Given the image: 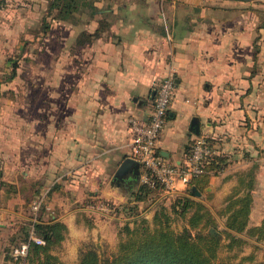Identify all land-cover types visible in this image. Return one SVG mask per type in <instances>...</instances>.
<instances>
[{
	"label": "crops",
	"instance_id": "crops-1",
	"mask_svg": "<svg viewBox=\"0 0 264 264\" xmlns=\"http://www.w3.org/2000/svg\"><path fill=\"white\" fill-rule=\"evenodd\" d=\"M49 1L0 0V264H10L5 249L24 243L28 224L30 232L40 221L67 225L55 250L64 264L63 254L78 238L101 229L98 218L90 216L89 226L82 217L92 211L85 196L126 199L112 180L131 156L130 118L149 120L168 75L175 92L158 151L184 164L195 138L211 137L226 157L225 169L211 176V199L198 198L223 220L212 204L252 171L250 225H259L264 20L258 22L256 6L231 0H96L101 9L94 16L70 23L50 21ZM180 194H186L183 185L162 197Z\"/></svg>",
	"mask_w": 264,
	"mask_h": 264
},
{
	"label": "trees",
	"instance_id": "trees-1",
	"mask_svg": "<svg viewBox=\"0 0 264 264\" xmlns=\"http://www.w3.org/2000/svg\"><path fill=\"white\" fill-rule=\"evenodd\" d=\"M97 2L50 0L48 17L50 21L78 23L83 15L94 16L101 9ZM17 67L16 62L14 71ZM225 158L221 154L211 157L205 164V172L191 178L186 186V194L175 196L170 205L164 199L158 203L152 221L141 216L136 205L125 206L132 218L119 230L117 250L108 257H102L95 244L83 245L77 264H230L229 259L238 257L245 246L256 248L251 240L264 241V219L259 225H250L255 182L252 171L239 176L238 186L224 198L223 206L216 210L217 216L224 219L223 230L219 229V220L212 209L192 192L195 188L206 195L207 200L211 199L212 192L206 189L211 176L225 169ZM162 195L161 185L152 188L142 184L134 192V200L145 202L161 198ZM82 217L89 226L93 224L90 215L82 213ZM178 219L184 222L181 231L173 227V222ZM30 228V224L25 226L21 238L29 245L27 254L16 257L14 251L7 247L6 260L10 264H64L55 250L66 238L67 225L62 221L35 223L34 231L45 241L44 244L30 239ZM211 229H215L219 235L211 233ZM223 248L234 251V254L228 258L220 257ZM246 261L264 264V260L254 262V252L242 255L239 264Z\"/></svg>",
	"mask_w": 264,
	"mask_h": 264
},
{
	"label": "built area",
	"instance_id": "built-area-1",
	"mask_svg": "<svg viewBox=\"0 0 264 264\" xmlns=\"http://www.w3.org/2000/svg\"><path fill=\"white\" fill-rule=\"evenodd\" d=\"M175 92V79L168 75L158 86L152 112L147 122H142L137 117L130 118L131 157L140 162L142 167L141 185L147 184L155 188L157 184L162 186L164 193L178 190L179 185L187 186L193 176L205 172V164L208 160L219 154L218 149L211 143V137L201 134L197 136L190 147L187 162L178 164L166 159L158 151L157 142L167 122V112L173 101ZM223 170H219L218 173ZM40 202L33 204V210L37 214L40 210ZM30 239L37 244L45 241L36 235L32 227ZM28 243H22L14 250L16 257H24L28 251Z\"/></svg>",
	"mask_w": 264,
	"mask_h": 264
},
{
	"label": "rangeland",
	"instance_id": "rangeland-1",
	"mask_svg": "<svg viewBox=\"0 0 264 264\" xmlns=\"http://www.w3.org/2000/svg\"><path fill=\"white\" fill-rule=\"evenodd\" d=\"M241 2H245L244 4H246V6H250V8L252 9H254V7L252 6H256V9H258V22L264 20V0ZM139 184L141 185V181ZM139 184H137L133 188H129V186L126 185V187L123 189V192L126 195V199L122 202L116 201L115 198H96L92 195H89L88 193L86 194L84 199L87 202L86 204L91 202L92 205L90 216H93V218H98L103 226H101V229L97 227L94 232H86L83 238H78V241H75L73 243V246H75V248L68 252L65 251V253L63 254V256L66 258L65 264H77L81 248L83 247V245L89 243L95 244L98 247L99 253L102 257H108L113 252H115L119 243V230L126 221L132 218L130 217V212L127 210V208H125V206L136 205L137 210L140 212V215L145 216L150 221H152L153 217H150L148 213L151 212L152 214H154L158 203H160L163 199L167 205H170L175 198L172 196H163L155 200L135 202L134 192L137 190ZM204 197L205 196L203 195L202 199H205ZM223 202L224 197L217 202L218 204H212L213 209L215 211L218 210L221 206H223ZM213 203L215 202L213 201ZM173 227L177 231H181L184 227V222L182 221V219H178L173 222ZM219 229H224V219L219 221ZM251 242L256 244L257 247L254 248L251 245L245 246L238 257H231L229 259V263L239 264L240 257L242 255H248L252 252H254L255 254L254 262L264 260V241L256 242L255 240H251ZM59 247L60 246H58L57 248ZM219 254L220 257L228 258L234 254V251L229 252L226 248H223ZM242 264H251V262L246 261Z\"/></svg>",
	"mask_w": 264,
	"mask_h": 264
},
{
	"label": "water",
	"instance_id": "water-1",
	"mask_svg": "<svg viewBox=\"0 0 264 264\" xmlns=\"http://www.w3.org/2000/svg\"><path fill=\"white\" fill-rule=\"evenodd\" d=\"M231 1H258V0H231ZM141 174H142V167L140 162L131 156L127 157L120 164L119 168L113 175L112 187L122 188V191L126 187V185H128L129 188H133L140 182ZM192 192L196 197H200V198L203 197V194L200 191L196 190L195 188L192 190ZM210 232L215 235H219V233L215 229H211Z\"/></svg>",
	"mask_w": 264,
	"mask_h": 264
}]
</instances>
